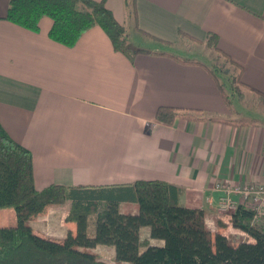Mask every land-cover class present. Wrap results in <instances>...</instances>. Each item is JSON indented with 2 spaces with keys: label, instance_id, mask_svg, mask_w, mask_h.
<instances>
[{
  "label": "crops",
  "instance_id": "obj_1",
  "mask_svg": "<svg viewBox=\"0 0 264 264\" xmlns=\"http://www.w3.org/2000/svg\"><path fill=\"white\" fill-rule=\"evenodd\" d=\"M104 1L131 48L143 50L132 59L100 26L69 48L50 39L51 19L27 30L6 19L9 0H0V123L31 151L36 189L161 181L181 190L183 206L205 210L216 233L247 235L218 206L223 186L264 184V121L244 104L264 98V0H136L135 15L126 0ZM211 35L218 51L209 49L242 69L241 94L230 105L211 68L194 56ZM162 106L186 117L160 122ZM69 204L33 219L36 234L76 236ZM16 222L13 208L0 209V227ZM149 233L143 228L142 239Z\"/></svg>",
  "mask_w": 264,
  "mask_h": 264
},
{
  "label": "trees",
  "instance_id": "obj_2",
  "mask_svg": "<svg viewBox=\"0 0 264 264\" xmlns=\"http://www.w3.org/2000/svg\"><path fill=\"white\" fill-rule=\"evenodd\" d=\"M126 4L135 15L136 0ZM44 17L53 22L50 39L66 47H74L88 30L100 26L114 48L129 58L143 51L131 48L124 26L104 0H9L6 19L27 30L38 32ZM207 46L218 51L214 35ZM236 67L235 81L241 85L242 69ZM209 71L230 105L240 90L233 83L229 95ZM180 116L186 117L185 112L174 107L162 106L156 112L157 120L167 124ZM180 197L178 187L161 181L115 187L52 184L38 190L31 151L0 123V209L13 208L17 218L15 226L0 227V264H110L93 250L98 245L114 248V264H264V223L255 222L254 211L238 206L233 213L232 226L249 237L236 242L235 237L212 234L205 210L183 206ZM68 202L67 220L76 223V236L58 240L36 234L31 221ZM146 227L149 239H142ZM150 239L164 244L152 245Z\"/></svg>",
  "mask_w": 264,
  "mask_h": 264
},
{
  "label": "rangeland",
  "instance_id": "obj_3",
  "mask_svg": "<svg viewBox=\"0 0 264 264\" xmlns=\"http://www.w3.org/2000/svg\"><path fill=\"white\" fill-rule=\"evenodd\" d=\"M127 29L129 30L130 27L127 26L126 30ZM134 43L136 45L140 44V45H142V46H144V47H146L148 49H153V47L155 46V43L153 41L146 42L145 40H142V41L134 40ZM209 48L210 47L209 46L206 47V45H205V47L204 46H199V45L194 46V56H195V58L207 63V65L211 68V70L213 72H215L219 82L221 84H225L226 85L227 93L230 95L231 92H232V84L234 83V86L236 84L235 80H236V76L238 74V70H236V67H234V66L230 65L229 63H227L226 60H224L223 58H221L220 56L215 54ZM182 58H185V57H182ZM235 88H236L237 91L240 90V86L238 84H236ZM236 96H238V95L236 94ZM263 102H264V98H262V97H258V98L255 97V99H253L252 101L249 100V97H247L246 100H244V104L245 105L248 104L250 109H252L254 111H257L262 116L261 118L264 121V103ZM68 203H70V202H68ZM70 208H71V203L68 206V210L69 211H70ZM231 220H232V216L230 218V222H231ZM208 225H209V227L211 229L212 234L216 233L215 229L213 228L214 227L213 224L210 222V223H208ZM53 227L54 226L48 227V231H46L48 236H53L54 235L53 234L54 233ZM59 230L60 229L58 228V230L56 231L58 235H59V233H58ZM229 236L235 237L234 240H236V242H239V240L241 238H244L245 240L249 238L247 235H244V234H243V237H240V236H237V235H229ZM93 250L95 252H97L104 261H106V262H108L110 264H114L113 252H112L110 246L98 245L95 248H93ZM123 264H126V263H123Z\"/></svg>",
  "mask_w": 264,
  "mask_h": 264
},
{
  "label": "built area",
  "instance_id": "obj_4",
  "mask_svg": "<svg viewBox=\"0 0 264 264\" xmlns=\"http://www.w3.org/2000/svg\"><path fill=\"white\" fill-rule=\"evenodd\" d=\"M221 189L225 195L219 203V211L222 213H234L238 206L255 212V222L261 223L264 215V184H247L240 186H223ZM239 196L240 202L232 199V196Z\"/></svg>",
  "mask_w": 264,
  "mask_h": 264
}]
</instances>
